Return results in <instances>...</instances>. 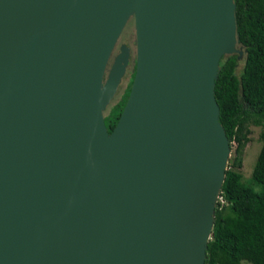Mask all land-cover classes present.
Instances as JSON below:
<instances>
[{
	"label": "water",
	"instance_id": "95a60500",
	"mask_svg": "<svg viewBox=\"0 0 264 264\" xmlns=\"http://www.w3.org/2000/svg\"><path fill=\"white\" fill-rule=\"evenodd\" d=\"M133 77L107 133L128 19ZM232 0H0V264H203L229 141Z\"/></svg>",
	"mask_w": 264,
	"mask_h": 264
},
{
	"label": "trees",
	"instance_id": "16d2710c",
	"mask_svg": "<svg viewBox=\"0 0 264 264\" xmlns=\"http://www.w3.org/2000/svg\"><path fill=\"white\" fill-rule=\"evenodd\" d=\"M235 34L243 49L242 68L236 76V56L219 60L213 97L218 123L234 144L218 196L223 205L213 209L211 236L203 264H264V186L256 194L240 183L233 168H240L249 127L260 128V150L255 170L264 176V0H232ZM132 20V17L130 18ZM132 72L114 103L103 112L107 133L115 126L128 96ZM261 190V191H262Z\"/></svg>",
	"mask_w": 264,
	"mask_h": 264
},
{
	"label": "rangeland",
	"instance_id": "374dc122",
	"mask_svg": "<svg viewBox=\"0 0 264 264\" xmlns=\"http://www.w3.org/2000/svg\"><path fill=\"white\" fill-rule=\"evenodd\" d=\"M130 18L126 22L125 26L123 27L121 33L119 34L116 40V43L111 51V54L109 56L107 66L104 72V76H105L104 80H105L108 74V71L110 70L111 66L113 65L114 61L116 60L120 52L123 49H126L127 60L123 65V68H124L123 76L121 77L119 81V84L115 90V93L113 94L112 99L110 100L109 104L105 107L104 112L108 110L109 107L114 103L117 95L119 94L120 90L123 89L125 83L129 79V75L132 72L133 63H134L135 47H134V28H133V22H132L133 20H131ZM235 49L240 50L241 52L240 56L236 54H232L236 56L237 63H236L235 73H236V76H238L241 71L242 63H243V60H242L243 49L240 46H238V44L235 45ZM227 56L228 55H224L221 58L227 57ZM259 132H260L259 127H256V126L249 127V134L247 136L248 142L246 143L243 149L240 168L232 169L239 175L240 183L243 186L249 188L251 191H253L256 194H259L260 192L263 193L262 186H264V176L258 173L254 167L255 161L258 156L260 146H261L260 140H259ZM233 147H234V144L229 142V147H228L229 152H228V156L226 160L225 170L227 169V165L230 164L233 159ZM216 203L223 205V202L220 200L219 196H217L214 199L213 205L215 206ZM241 264H247V263L241 262Z\"/></svg>",
	"mask_w": 264,
	"mask_h": 264
}]
</instances>
